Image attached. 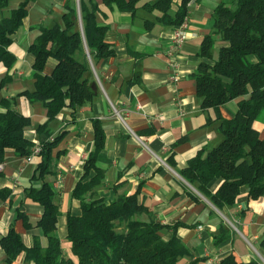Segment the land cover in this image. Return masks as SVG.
<instances>
[{"label":"crops","instance_id":"1","mask_svg":"<svg viewBox=\"0 0 264 264\" xmlns=\"http://www.w3.org/2000/svg\"><path fill=\"white\" fill-rule=\"evenodd\" d=\"M22 1L10 0L7 7H0V21ZM96 1L100 9L97 20L108 26L106 40L116 54L93 65L100 88L95 101L74 116L72 108L66 106L48 124L53 139L65 133L52 151L50 173L43 179L36 178L38 154L28 161L29 156L10 149L0 160V264H34L27 260L25 251L7 262L2 239L12 227L27 247L37 240L46 245L47 237L37 225L45 207L27 195L28 189L40 187L43 181L54 189L61 209L56 233L65 252H69L68 214L81 212V201L73 196V190L95 146V120L104 127L105 146L97 158L103 171L102 183L92 196L109 202L139 190V200L165 226L163 237L169 239L175 231L190 249L192 254L184 261L221 264L225 256L234 253L240 263L264 264L260 246L264 237V195L252 199L243 187L236 204L221 210L181 173L199 150L222 140L217 111L201 105L195 73L206 60L201 52L205 37L214 30L215 8L230 0L188 1V38L175 57L168 52L175 26L160 22V12L140 8L133 14L107 5L104 0ZM64 3L65 0L32 2L10 46L16 56L14 64L8 68L0 62V112L6 110L1 103L5 98L12 108L30 117L25 136L33 143L32 153L41 145L42 135L37 128L48 121V113L43 102H31L20 95L35 88V56L29 48L41 34V26L63 24ZM181 5L182 0H173L171 10L177 11ZM54 11L58 14L55 18ZM223 44L222 40L215 43V58ZM173 60L178 63L177 84L171 81ZM56 63V59L49 58L45 72L50 73ZM237 108V101L232 100L220 111L228 118ZM254 127L264 134V122L255 121ZM221 182L214 179L209 188L215 191ZM20 213L25 214L29 225ZM221 226L229 228L230 236L216 244Z\"/></svg>","mask_w":264,"mask_h":264},{"label":"trees","instance_id":"2","mask_svg":"<svg viewBox=\"0 0 264 264\" xmlns=\"http://www.w3.org/2000/svg\"><path fill=\"white\" fill-rule=\"evenodd\" d=\"M9 1L0 0V7H7ZM34 1L23 0L0 21V62L8 68L16 60L10 49L14 35ZM188 1L182 0L175 12L171 10L173 0H104V3L133 14L140 8L158 11L160 22L177 26L188 13ZM99 11L96 0H65L63 24L41 26V34L29 48L35 56V88L20 95L31 102H43L48 113V121L37 128L42 135L37 179L50 173L52 151L65 134L60 132L51 140L54 133L48 124L66 106L72 108L74 116L80 108L95 101L100 88L93 65L116 54L114 46L106 40L108 26L97 20ZM214 19V30L205 37L201 52L206 60L199 64L195 78L202 107L214 108L218 113L222 140L216 146L199 150L181 173L223 210L236 204L243 187L252 199L264 195V134L254 127L255 121L264 122V0L222 3L215 8ZM217 40L224 44L215 58L213 49ZM49 58L57 63L47 73ZM232 100L237 101L236 113L223 117L221 106ZM1 103L6 110L0 112V160L10 149L18 155L30 156L33 143L25 136L30 117L12 108L8 99L3 98ZM94 129V149L86 161L83 177L73 190V196L81 201V212L68 214L69 252H65L56 233L61 209L55 201L54 189L43 181L40 187L28 189L27 195L45 207L37 225L47 243L43 245L37 240L27 247L12 227L2 239L7 262L25 251L27 260L34 264H196V260L184 261L192 253L175 231L171 238L163 237L161 231L165 226L139 200V190L118 195L109 202L92 196L102 183L103 171L97 158L105 146V130L99 120L94 121ZM92 171L95 173L91 176ZM214 179L222 182L212 191L209 184ZM20 217L29 225L24 213ZM229 236V228L221 226L215 243ZM260 246L264 251V237ZM221 264L258 263H240L230 253Z\"/></svg>","mask_w":264,"mask_h":264},{"label":"built area","instance_id":"3","mask_svg":"<svg viewBox=\"0 0 264 264\" xmlns=\"http://www.w3.org/2000/svg\"><path fill=\"white\" fill-rule=\"evenodd\" d=\"M187 27H188V22L186 18L183 20V22L180 25H177L174 27L172 31V41L168 49V52L171 57L176 56L177 52L182 48L183 44L187 40L188 38ZM171 66L173 67L171 81L174 84H177L180 80V75L178 71V63L173 60L171 62ZM117 113L121 115L120 111H117ZM51 139L53 140V137ZM40 151H41V146L39 145L38 147L34 149L33 153L27 158L28 161H31L33 159V155L39 154ZM2 166L3 165L0 164V169H2Z\"/></svg>","mask_w":264,"mask_h":264},{"label":"rangeland","instance_id":"4","mask_svg":"<svg viewBox=\"0 0 264 264\" xmlns=\"http://www.w3.org/2000/svg\"><path fill=\"white\" fill-rule=\"evenodd\" d=\"M52 13H53V12H52ZM50 15H52V14H50ZM54 16H58V14H57L56 11H54V14L52 15V17L55 18ZM53 18H52V19H53ZM49 21H50V20H49Z\"/></svg>","mask_w":264,"mask_h":264}]
</instances>
